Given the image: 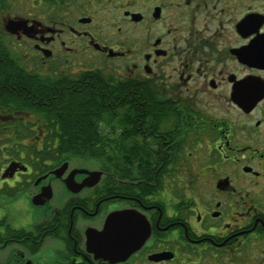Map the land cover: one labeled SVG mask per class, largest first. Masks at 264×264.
Masks as SVG:
<instances>
[{
  "label": "flooded vegetation",
  "instance_id": "af4514ba",
  "mask_svg": "<svg viewBox=\"0 0 264 264\" xmlns=\"http://www.w3.org/2000/svg\"><path fill=\"white\" fill-rule=\"evenodd\" d=\"M35 1L2 16L3 49L59 113L71 105L56 109L48 86L73 95L94 70L131 82L118 128L98 122L120 136L124 177L72 159L34 171L16 144L63 142L61 123L0 92V203L52 186L27 225L0 216V264H264V0ZM10 17L26 23L9 31ZM84 165L100 181L67 188Z\"/></svg>",
  "mask_w": 264,
  "mask_h": 264
},
{
  "label": "trees",
  "instance_id": "16d2710c",
  "mask_svg": "<svg viewBox=\"0 0 264 264\" xmlns=\"http://www.w3.org/2000/svg\"><path fill=\"white\" fill-rule=\"evenodd\" d=\"M7 2L8 0H0V14L7 8ZM87 74L92 76L81 77L82 80L76 88L78 91L73 95L54 94L55 86L46 87L56 109L57 106L71 105L69 110L60 113L53 108L49 110L44 103V100H49L48 97L43 99L45 86L42 79L22 68L0 43V92L7 96L11 91L8 89L13 88L10 95L14 94L16 107L30 108L42 120L57 118L61 123L56 133L62 137L63 142L43 145L16 144L17 154L23 151L27 155H33L31 163L34 171H45L65 159L84 157L98 161L99 167L112 171L116 178L124 177V160L121 157L123 144L120 136L116 135L110 142H106L107 131L104 127L100 128L98 122L106 121L112 129L118 128V123L123 119L124 91L130 89L131 82L109 80L100 70L88 71ZM62 88L69 89L66 85H62ZM26 98L30 99L27 104L24 101ZM129 177L136 178L134 174Z\"/></svg>",
  "mask_w": 264,
  "mask_h": 264
},
{
  "label": "water",
  "instance_id": "95a60500",
  "mask_svg": "<svg viewBox=\"0 0 264 264\" xmlns=\"http://www.w3.org/2000/svg\"><path fill=\"white\" fill-rule=\"evenodd\" d=\"M87 21L89 19H86ZM24 23H26V20L21 18V17H17V18H13L10 17L5 21V25H6V29L12 32H16L17 29L19 27H22L24 25ZM69 162L65 161L64 163H62L59 167L53 169L51 172L56 176V177H62V175L64 174L65 170L68 167ZM84 166H88V165H84ZM78 172H84L87 173V177L81 181V182H77L74 179V175ZM103 171L100 169H89V166L86 167H80V168H75L71 171V173L64 179V182L67 186V188H84L86 186H93L96 183H98L102 177ZM48 173L44 174L40 177L37 178L36 180V184L39 183L42 179L47 178L48 177ZM51 188L52 186L50 184L46 185L43 187V190L38 193L37 195H35L32 199L34 204H41L45 199H50L52 197V192H51ZM44 199V200H42ZM121 213H114L110 216V221L108 222V228H110L111 234L113 235H120V230H113L112 229V225L116 224L119 222L120 218H121ZM108 232V230L106 231V233Z\"/></svg>",
  "mask_w": 264,
  "mask_h": 264
},
{
  "label": "clouds",
  "instance_id": "9594fccd",
  "mask_svg": "<svg viewBox=\"0 0 264 264\" xmlns=\"http://www.w3.org/2000/svg\"><path fill=\"white\" fill-rule=\"evenodd\" d=\"M36 208L26 193L14 198H5L0 203V216L7 215L9 222L15 227H22L34 218Z\"/></svg>",
  "mask_w": 264,
  "mask_h": 264
},
{
  "label": "rangeland",
  "instance_id": "374dc122",
  "mask_svg": "<svg viewBox=\"0 0 264 264\" xmlns=\"http://www.w3.org/2000/svg\"><path fill=\"white\" fill-rule=\"evenodd\" d=\"M39 2H34V0H8L7 2V8L5 9V12L0 14V20H2V16L6 14V12H9L11 15L14 14H22L23 11H27L28 9L32 8L35 6H38ZM99 19V17H97ZM97 19V20H98ZM98 23V21L96 22ZM21 145V144H20ZM19 145V147H20ZM70 160V159H68ZM72 161L77 164V163H86L90 166L94 167H99V162L96 160H91L88 158L84 157H74L72 158Z\"/></svg>",
  "mask_w": 264,
  "mask_h": 264
}]
</instances>
